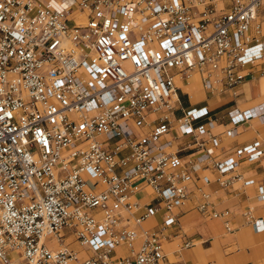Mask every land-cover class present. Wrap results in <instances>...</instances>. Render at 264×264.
<instances>
[{
    "label": "built area",
    "instance_id": "1",
    "mask_svg": "<svg viewBox=\"0 0 264 264\" xmlns=\"http://www.w3.org/2000/svg\"><path fill=\"white\" fill-rule=\"evenodd\" d=\"M263 57L264 0H0V264H177L164 241L195 166L224 186L241 160H264V138L223 158L206 147L220 146L224 117L227 138L264 123V94L216 114L184 106L179 81L198 72L235 94Z\"/></svg>",
    "mask_w": 264,
    "mask_h": 264
},
{
    "label": "crops",
    "instance_id": "2",
    "mask_svg": "<svg viewBox=\"0 0 264 264\" xmlns=\"http://www.w3.org/2000/svg\"><path fill=\"white\" fill-rule=\"evenodd\" d=\"M243 81L236 87V93L230 90L210 91L200 82V74L195 72L188 80L179 81L180 98L184 106L207 105L212 113L222 114L232 106L245 108L260 99L264 94V57L259 58L246 68ZM194 78V80H193ZM193 86L194 90L192 89ZM189 88V89H188ZM178 109L176 114H180ZM226 118H222L214 128L220 134L222 141L219 147L206 143L207 149L217 157L233 156L236 147L264 138V123L249 120L239 125V134L234 138L225 137ZM189 141L187 136L178 140V146H184ZM197 151L194 146L181 150L184 157ZM194 180L190 184V198L180 208L178 222L169 231L164 241V252L177 264H264V228L256 230L247 216L246 209L250 207L254 217L261 218L264 223V200L256 199L258 184H264V160H241L239 166L229 175L239 174L240 178H232L227 185H220L215 176V169L202 165L194 168ZM207 174L211 181L204 184L201 176ZM229 175H226L227 177ZM208 196H202V192ZM146 193V192H145ZM152 195V194H150ZM139 196L146 198L140 192ZM207 201L210 208L200 211L198 204ZM228 210L227 215L212 216L210 210ZM228 221L229 229L225 225ZM158 216L148 218L142 223L144 227H157ZM70 238H67L69 241ZM189 240L190 246H184ZM70 246L79 250L84 248L71 241ZM124 250L117 248V253Z\"/></svg>",
    "mask_w": 264,
    "mask_h": 264
},
{
    "label": "rangeland",
    "instance_id": "3",
    "mask_svg": "<svg viewBox=\"0 0 264 264\" xmlns=\"http://www.w3.org/2000/svg\"><path fill=\"white\" fill-rule=\"evenodd\" d=\"M192 77H193V76H192ZM193 80H194V78H193ZM199 85H201V83H200ZM190 87H192V89H189V88H188L189 90H191V91L194 90L193 86H190ZM53 240H54V238H52L51 236H49V237L46 238V242H47L48 244H50V245L53 244V242H54Z\"/></svg>",
    "mask_w": 264,
    "mask_h": 264
},
{
    "label": "bare ground",
    "instance_id": "4",
    "mask_svg": "<svg viewBox=\"0 0 264 264\" xmlns=\"http://www.w3.org/2000/svg\"><path fill=\"white\" fill-rule=\"evenodd\" d=\"M191 78H192V76H191Z\"/></svg>",
    "mask_w": 264,
    "mask_h": 264
}]
</instances>
